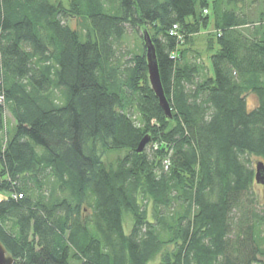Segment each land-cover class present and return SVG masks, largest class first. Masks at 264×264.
<instances>
[{"label":"trees","instance_id":"1","mask_svg":"<svg viewBox=\"0 0 264 264\" xmlns=\"http://www.w3.org/2000/svg\"><path fill=\"white\" fill-rule=\"evenodd\" d=\"M210 16L204 65L189 44ZM253 157L264 0H0V242L14 264H264Z\"/></svg>","mask_w":264,"mask_h":264},{"label":"rangeland","instance_id":"2","mask_svg":"<svg viewBox=\"0 0 264 264\" xmlns=\"http://www.w3.org/2000/svg\"><path fill=\"white\" fill-rule=\"evenodd\" d=\"M212 1V0H208ZM66 4V2H64ZM70 24L72 26H75L78 30H82L83 28V22L80 19H72L70 21ZM215 31L213 29V23H212V18L210 16V21L208 23V26L206 28H202L200 31L197 33L192 34V40L191 43L189 44V57L195 58L198 62H203L204 65L208 64V40L209 38L214 35ZM140 32H131L129 31L127 36H126V43L128 48L133 50L134 52H140L141 51V40H140ZM84 40V39H82ZM251 103V102H250ZM5 119L6 121L10 124L13 123V119L8 111H5ZM120 155L119 152H108L105 153L103 156V159L107 163H114L115 159ZM261 160L259 158H252V165L253 169L255 167V163ZM254 190L256 192V195L258 197V205L260 210H264V185H254ZM6 196V193L3 191H0V200ZM128 222V218H126ZM129 225V222L127 223ZM258 243L260 248L264 251V224L259 226L258 228ZM258 260L264 262V255L258 256ZM254 264H259L254 263Z\"/></svg>","mask_w":264,"mask_h":264},{"label":"water","instance_id":"3","mask_svg":"<svg viewBox=\"0 0 264 264\" xmlns=\"http://www.w3.org/2000/svg\"><path fill=\"white\" fill-rule=\"evenodd\" d=\"M143 41L145 44V55L147 62V77L151 90L153 91L158 103L165 115L171 117V107L166 98L158 69V64L156 60L155 50L150 36L145 32L143 35ZM148 136H144L138 143L136 147V152H142L145 145L148 143ZM254 180L258 185H264V161L258 160L254 167ZM0 264H14V259L7 254L6 249L0 242Z\"/></svg>","mask_w":264,"mask_h":264},{"label":"built area","instance_id":"4","mask_svg":"<svg viewBox=\"0 0 264 264\" xmlns=\"http://www.w3.org/2000/svg\"><path fill=\"white\" fill-rule=\"evenodd\" d=\"M207 10H205V12H206ZM179 28H178V25H173L172 26V29L170 30V32H169V35H172V36H177L178 38H181V36H180V33H179Z\"/></svg>","mask_w":264,"mask_h":264}]
</instances>
